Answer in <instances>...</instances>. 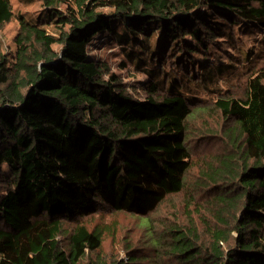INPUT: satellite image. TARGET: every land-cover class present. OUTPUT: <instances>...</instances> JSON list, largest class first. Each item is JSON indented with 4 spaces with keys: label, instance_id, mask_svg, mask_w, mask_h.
Returning a JSON list of instances; mask_svg holds the SVG:
<instances>
[{
    "label": "trees",
    "instance_id": "trees-1",
    "mask_svg": "<svg viewBox=\"0 0 264 264\" xmlns=\"http://www.w3.org/2000/svg\"><path fill=\"white\" fill-rule=\"evenodd\" d=\"M41 2L32 20L0 0V28L18 20L11 58L0 53V264H139L150 253L153 264H264V62L249 66L243 97L218 88L217 63L205 67L234 24L264 36V0H75L76 15ZM99 34L124 53L122 69L130 61L145 74L144 98L89 55ZM90 61L101 72L88 77L79 67ZM199 87L234 120L225 134L235 151L208 176L225 182L214 196L232 218L220 216L208 238L192 222L158 232L149 215L184 186ZM102 207L138 218L145 241L125 260L88 257L103 229L80 219Z\"/></svg>",
    "mask_w": 264,
    "mask_h": 264
},
{
    "label": "rangeland",
    "instance_id": "rangeland-1",
    "mask_svg": "<svg viewBox=\"0 0 264 264\" xmlns=\"http://www.w3.org/2000/svg\"><path fill=\"white\" fill-rule=\"evenodd\" d=\"M10 1L14 13H22L26 18L33 20L44 13L41 0ZM58 8L70 15L77 14L75 0H61ZM241 23L243 22L233 25L235 37L230 41L222 36L218 38L217 44L210 45V60L205 66L217 63L222 67L223 72L217 85L226 96L243 97L247 89V79L251 74L249 66L257 61L259 65L264 62L263 32H259L255 26L248 29V24L247 27L243 26L244 30L241 29V32L238 28ZM17 30L18 20L15 15L0 28V53L6 54L9 58H11L9 54L13 53L15 48L13 38ZM153 39L154 36L151 42ZM238 50H241V53L237 52ZM258 51H261L260 56H254L255 58L253 57V61L250 62L254 53ZM88 53L93 56L94 60L107 63L112 71L119 73L124 83L135 85L132 90L136 91L141 98L146 96L145 92L139 88V82L146 79L145 74L136 71L130 61H128L127 70L119 66L125 56L111 37L106 34L94 36ZM79 68L88 77L101 72L91 61L80 65ZM167 68L170 69V66L168 65ZM183 77L186 75L183 74ZM189 84L193 86L194 81L190 80ZM195 90L189 92L193 102L191 107L196 109L201 105L204 110L194 111L188 120L192 155L189 168L184 175V186L179 192L168 196L149 215L152 225L158 232L161 230V223L169 224L177 221L187 224L192 222L200 235L208 238L209 230L221 227L220 216L225 219L232 218L230 210L221 211L219 209L214 196L216 190L225 182L219 179L217 184L213 185L209 183L208 176L212 174V169L218 166L223 157L235 151L232 148L231 136L225 134L227 128L234 124V120L223 117L221 112L213 107L216 92L207 91L201 87ZM80 220L89 228L98 226L103 229L102 245L98 250L88 253L90 259L107 263L113 260H125V251L129 246L137 247L143 245L145 241L143 230L138 225V218L128 212H117L109 207H102L94 215ZM162 259L165 258L162 257ZM155 260L156 256L150 253L148 259L139 264H153Z\"/></svg>",
    "mask_w": 264,
    "mask_h": 264
}]
</instances>
